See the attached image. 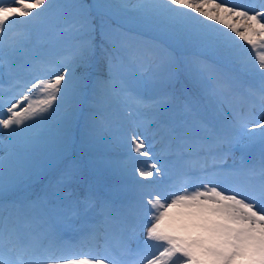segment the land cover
<instances>
[{
    "label": "snow or ice",
    "instance_id": "snow-or-ice-1",
    "mask_svg": "<svg viewBox=\"0 0 264 264\" xmlns=\"http://www.w3.org/2000/svg\"><path fill=\"white\" fill-rule=\"evenodd\" d=\"M94 10L130 17L163 43L147 57L127 43L113 42L112 51L102 44L107 76L93 77ZM52 27L57 39L48 43L66 45L62 54L43 47ZM164 44L193 52L184 66L195 98L117 86L125 60L147 63L160 83L172 79ZM218 63L238 66L240 75L213 70ZM151 82L141 74L137 88ZM113 105L124 108L126 126L104 114ZM0 131L17 146L0 156V264H264V0H0ZM77 138L89 166L113 177L103 197L90 190L71 202L70 214L47 194L13 198L37 160L70 156ZM114 144L121 157L110 155ZM80 171L72 161L60 191ZM81 205L100 219L75 227ZM70 231L78 238H66Z\"/></svg>",
    "mask_w": 264,
    "mask_h": 264
},
{
    "label": "rangeland",
    "instance_id": "rangeland-1",
    "mask_svg": "<svg viewBox=\"0 0 264 264\" xmlns=\"http://www.w3.org/2000/svg\"><path fill=\"white\" fill-rule=\"evenodd\" d=\"M5 2H10V0H5ZM57 2L62 3V4H66V5L83 3V4H87V5L91 6V5H96L98 3H107V2H113L114 3L115 0H57ZM93 13H94V23H95L94 43L96 45H99V46H101L103 44V46L105 48H107L109 51H112V49H113V42L117 45L127 43V44L131 45L132 47H135L136 49H138V51L141 54H143L145 57H147L151 52L156 51V49L153 47L154 45H158V44L163 43V41L161 40L160 37L156 36L152 32L147 31L146 29H143L142 27L138 26L135 23V21H133L130 17L116 18V17H112V16H109L106 14H96L95 10L93 11ZM25 27H26V25L18 24L16 26L15 30H22ZM117 27H123V28H126L128 30L136 31V33L124 31V30L117 28ZM57 31L58 30L55 27H52V28L48 29L47 34L43 37L44 49L46 51H50L52 54H62L65 50V47H66V45L59 44V43L53 47L50 43H48V41H55L57 39ZM103 33H106V36ZM125 33L127 34L126 36L123 35ZM139 33H144V34H147L148 36H152L153 38L157 39L158 41L144 37V36L140 35ZM36 39H37V36H36V33L34 32L33 33V41L35 42ZM239 43L244 45L245 48L249 47L248 45L244 44L243 41H239ZM163 46L167 49V52L170 54V56L172 58L173 66H174V75L179 76V75L183 74L189 78V76L185 70L184 61H185V58L190 57L189 55L193 54V52L191 50L181 48V47L176 46V45L169 47L167 44H164ZM202 55H204V56H206V58L210 59V57L207 54H202ZM208 63H212V62H208ZM129 65L132 68L133 74L136 75V77L141 76V74H142V76H144L145 80H149V78H151L152 82L148 85V87L146 88V91H145V94H147V95H149V93H152V95H153L154 92L162 90L163 86L168 82V80H167L163 83H160L158 80V77L156 75H154L152 68L147 63L144 64L143 68H141L139 64L129 63ZM98 66L100 67L102 65L99 64ZM92 68H93V62H92V66L89 68V72H92ZM145 69H146V71H145ZM213 70L218 71L222 74H225L226 76H229V77H233L236 74H237V76L240 75L238 66H235V65H226V64L218 63L214 66ZM142 71L144 73H142ZM235 71L237 72L236 74L235 73L233 75L230 74V73H233ZM107 72H108L107 69L105 72V68H104V71H102L103 77L107 76ZM95 76H93V77H95ZM191 82H192V80H191ZM189 86L192 88L191 84H189ZM174 87H172V88H174ZM135 88L137 91L143 92L141 88H139V89L137 87H135ZM114 107H115V114L117 115V118L119 119V121L122 124H124L123 123L124 122L123 121L124 108L120 105H114ZM88 112L89 111H86L84 114L87 115ZM122 131H123V129H121L117 133L121 135ZM149 131L151 132V129ZM148 138H149V136L147 135V139ZM11 139L12 138L6 132L0 131V156H2L3 153L6 154L9 151H16L17 150V146L11 142ZM4 142L6 143V145H8L9 149L3 148ZM8 143L11 144L13 148L10 147ZM79 147L82 150L89 151V149L86 146H82L80 144ZM75 148H78V145H76ZM252 151H259V149L257 147V148H254ZM123 152H124V150L122 152H119L116 149V147L112 146L110 155H112L114 158H118V157L122 156ZM254 153L257 154L258 152H254ZM141 159H143V158L141 157ZM62 161H63V158L58 159L54 170L55 169H59V170L62 169L63 164L60 165V163H62ZM228 164L231 165L232 163L228 162ZM98 171H99V169H93L94 175H96ZM102 171H103V180H104L103 182L108 183V184L110 182H112L113 177L110 176L108 173H106L103 169H102ZM85 180L86 179H84L83 182H85ZM29 181L36 183L37 185H39L40 187H42L44 189L49 186V179L48 178H46V179L31 178L28 180V182ZM76 184L79 185V183H76ZM82 186H84V185H82ZM72 187H73V185H70L68 188H72ZM84 187L88 188L89 186H84ZM142 238H143V235L141 234V239ZM133 247H135V245H133ZM101 251H103V250L101 249L100 252Z\"/></svg>",
    "mask_w": 264,
    "mask_h": 264
},
{
    "label": "trees",
    "instance_id": "trees-1",
    "mask_svg": "<svg viewBox=\"0 0 264 264\" xmlns=\"http://www.w3.org/2000/svg\"><path fill=\"white\" fill-rule=\"evenodd\" d=\"M97 60H98L99 63H103V60H104V59L101 58L100 53H99V55H98V57H97ZM50 158H52V157H50ZM47 159H48V158H44V159H40V160H41V161H47Z\"/></svg>",
    "mask_w": 264,
    "mask_h": 264
}]
</instances>
